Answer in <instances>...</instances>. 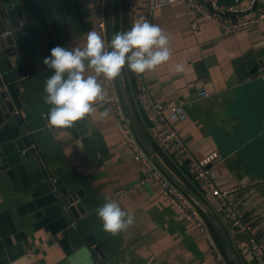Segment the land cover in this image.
<instances>
[{
  "label": "crops",
  "instance_id": "0c3cea01",
  "mask_svg": "<svg viewBox=\"0 0 264 264\" xmlns=\"http://www.w3.org/2000/svg\"><path fill=\"white\" fill-rule=\"evenodd\" d=\"M214 1L220 6L247 2ZM20 2L17 7L28 19L21 26L34 38L33 48L28 49L39 52L22 64L24 74L15 82L17 106L11 100L9 113L0 101V264H95L94 260L98 264H218L216 254L225 264H234L231 256L238 264H253L215 198L193 179L189 165L162 151L152 139L136 98L135 74L127 66L115 79L127 121L128 112L150 155L193 195L183 193L201 226L177 214L157 182L135 186L142 167L116 133L109 104H98L94 115L71 128L48 125L42 113L50 108L44 103V88L52 70L43 61L56 46L83 48L87 32L94 30L93 13L90 0ZM145 3L112 0V34L145 18L170 36L169 61L141 74L142 81L153 101L182 111L183 118L174 120L173 126L196 160L213 155L206 168L214 176V186L228 191L227 202L239 210L264 248V19L221 36L214 24L196 18L192 33L182 3L165 5L148 17ZM256 4L264 6V0ZM177 64L183 65V72L175 70ZM89 74H94L91 69L85 73ZM99 82L106 90L101 78ZM200 89L206 94L199 96ZM105 110L108 116L101 117ZM20 137L30 141L33 151L25 147V155L18 149ZM67 197L82 209L76 210V217L66 210ZM109 201L134 216L133 225L117 235L103 230L96 213ZM91 245L102 257L91 251Z\"/></svg>",
  "mask_w": 264,
  "mask_h": 264
},
{
  "label": "built area",
  "instance_id": "2783aa9c",
  "mask_svg": "<svg viewBox=\"0 0 264 264\" xmlns=\"http://www.w3.org/2000/svg\"><path fill=\"white\" fill-rule=\"evenodd\" d=\"M174 2L182 3L192 33L197 29L198 22L196 18H202L214 24L221 36L249 28L264 19V6L257 5V0H247L244 6H220L214 0H146V16L148 17L154 10ZM106 4L107 0H90L89 2L93 13V29L100 33L105 41L109 42L106 27ZM100 78L109 97L107 104L112 107L114 113L116 133L122 139L128 155L138 161L142 167L140 178L135 186L148 180L157 182L160 193L169 201L176 213L182 218L193 222L194 225L201 226L202 221L188 198L162 175L161 171L139 145L124 114L122 101L116 92L115 80L107 82L102 77ZM135 81L137 86L136 98L144 111L152 139L162 151L171 153L173 158L189 165L193 179L201 182L210 191V195L215 198L222 217L238 236L239 244L249 251L252 263L264 264V248L254 238L253 228L242 220L239 210L227 202L226 195L228 191L218 190L214 186V176L206 168L213 155L207 156L202 161L196 160L186 147L178 130L173 126L172 122L174 120L183 118L182 111L176 106L164 107L161 103L153 101L140 75L135 74ZM205 94L206 91L203 89L198 91L199 96ZM206 239L212 246V240L208 235H206ZM27 255L31 256L30 251L27 252ZM216 260L218 264H225L218 254H216ZM94 263L98 264L96 260H94Z\"/></svg>",
  "mask_w": 264,
  "mask_h": 264
},
{
  "label": "clouds",
  "instance_id": "9594fccd",
  "mask_svg": "<svg viewBox=\"0 0 264 264\" xmlns=\"http://www.w3.org/2000/svg\"><path fill=\"white\" fill-rule=\"evenodd\" d=\"M169 44L170 36L161 27L140 18L129 30L115 33L110 42L90 30L83 48H52L50 57L43 61L52 75L44 88V103L50 108L42 116L50 127L67 129L94 115L98 104L102 107L109 102L100 77L112 82L125 66L137 75L154 71L169 61L172 55ZM88 69L94 74L85 75ZM175 70L183 72L184 67L177 64ZM100 116L107 117L108 111L101 112ZM96 213L103 230L113 235L134 223V216L122 210L116 201L103 204Z\"/></svg>",
  "mask_w": 264,
  "mask_h": 264
},
{
  "label": "water",
  "instance_id": "95a60500",
  "mask_svg": "<svg viewBox=\"0 0 264 264\" xmlns=\"http://www.w3.org/2000/svg\"><path fill=\"white\" fill-rule=\"evenodd\" d=\"M111 2L112 0H107L106 4V23L109 42L113 37L109 16ZM19 4H21L20 0H0V101L2 103V107L9 113L12 112L13 109L11 100L14 105L17 106L15 97L18 96V88L15 82L24 74L25 68L22 64L24 62H29L30 59L34 58V54L39 52L38 49H34V51L33 49H28L33 48L30 46L34 44V38L32 35H29V32H26L28 31V28L24 29L21 26V23L23 21L28 22V19L25 14H23L22 8L17 7ZM35 48L37 47L35 46ZM26 67L29 68V71H31V65L29 63ZM119 77L120 75L116 78L117 81L119 80ZM127 116L137 141L145 150V153L150 155L149 150L145 146L146 140L135 128L128 112ZM13 117H15V115H13ZM17 146L18 149L23 151L25 155L29 150L33 151L31 149L32 147H30V141L26 137H20L17 140ZM25 147H28V151L24 149ZM150 158L172 184H174L185 195L193 197L189 190L186 189V187L181 184L174 175H172V173L158 160L155 155H150ZM60 191L64 195V189L60 188ZM65 201L66 204H69V206L66 207V210L70 212L73 217H76V210L82 212V209L80 210L76 205L77 203L72 204L71 197H67ZM97 249L98 247L93 245L91 251L96 253ZM229 252L231 253L230 249ZM97 255L102 257V254L99 251ZM231 259L234 264H238L236 257L231 256Z\"/></svg>",
  "mask_w": 264,
  "mask_h": 264
},
{
  "label": "trees",
  "instance_id": "16d2710c",
  "mask_svg": "<svg viewBox=\"0 0 264 264\" xmlns=\"http://www.w3.org/2000/svg\"><path fill=\"white\" fill-rule=\"evenodd\" d=\"M142 131V130H141ZM167 162V161H166ZM93 254V253H92ZM93 258H95V254H93Z\"/></svg>",
  "mask_w": 264,
  "mask_h": 264
}]
</instances>
